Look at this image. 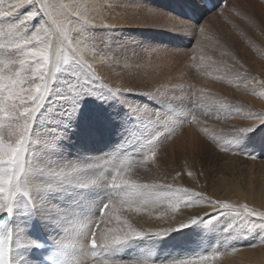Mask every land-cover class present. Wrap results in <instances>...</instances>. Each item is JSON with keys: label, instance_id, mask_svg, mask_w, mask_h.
<instances>
[{"label": "rangeland", "instance_id": "374dc122", "mask_svg": "<svg viewBox=\"0 0 264 264\" xmlns=\"http://www.w3.org/2000/svg\"><path fill=\"white\" fill-rule=\"evenodd\" d=\"M211 1L209 12L201 0H32L0 16L4 83L20 79L25 96L36 84L48 88L35 105L25 99L23 107L36 109L30 120L13 117L0 127L6 142L24 138L18 179L4 194L14 204L13 262L40 264L33 248L47 258L59 245L70 249L71 231L85 232L78 243L99 260L93 234L126 231L125 210L154 213L146 204L187 219L129 241L134 249L200 247L207 239L208 254L235 260L236 251L264 246V0ZM18 2L0 0V12ZM35 7L43 14L21 23ZM39 32L41 39L12 47ZM33 48L47 49L39 71L38 58L24 55ZM71 81L91 89L66 115ZM246 127L254 128L239 132ZM132 184L153 187L129 198L121 189ZM31 219L36 225L27 228ZM42 230L44 240L36 237Z\"/></svg>", "mask_w": 264, "mask_h": 264}, {"label": "snow or ice", "instance_id": "6c2138e0", "mask_svg": "<svg viewBox=\"0 0 264 264\" xmlns=\"http://www.w3.org/2000/svg\"><path fill=\"white\" fill-rule=\"evenodd\" d=\"M32 0H21V2L15 3L13 5H10L8 12H0V16H9L12 14V12L20 8L22 6H26L28 4H31ZM43 14V10L39 7H35L34 10L28 11L23 19L21 20V23L29 22L33 20L37 15ZM203 31V29H201ZM35 39V37H33ZM31 40H25L22 43H16L12 45V47L16 49H23L24 46L31 44ZM0 47H3L0 45ZM24 55L31 56L34 58H38L36 62V69L39 71L41 67V61H43L45 64L48 62V54L47 49H30L28 52L24 53ZM27 63L26 60H20L19 64L21 66L25 65ZM16 76L19 77L20 73L17 72ZM40 79H44V74H40ZM5 77L0 76V127L3 126V122L5 120H11L13 117H17L18 119L22 120H30L32 118V112L36 111L35 108H33L31 111L27 107H23L25 99L30 100L32 104H37L39 101L43 100L44 92L48 91L47 83L45 82L43 86L40 84H36L34 89H28V95L25 96V89L21 86L19 90H16V85L20 84V79H17L15 81H10L8 84L4 83ZM91 89L90 85L84 84L81 85L80 83L76 82L73 83L72 81L68 85V95L66 97H63V99L68 104V108L65 111L66 115H70L72 109L74 108V101H76L81 94L86 93ZM119 93V90H117V93ZM19 102V104L17 103ZM23 108L21 111L20 109ZM132 110V109H131ZM264 122V121H261ZM254 127H246V128H240L239 132L245 133L248 131L253 130ZM25 131H27V127L25 126ZM24 151V138L21 136L20 139H18L14 144L11 142H6L3 135H0V214L7 213L8 216H11L13 211V202L5 198L4 194L6 192H10L14 180L18 179V176L16 175V169L22 167V159L21 154ZM127 185V182H125ZM110 187L118 188L119 185L112 184ZM152 185H139V184H132L130 187L122 188L121 191L124 192L125 196L131 198L136 197L138 199H142L146 194L151 193L150 189L152 188ZM164 187L171 189V185H165ZM24 196H28V193L25 192L23 194ZM198 195V194H194ZM212 207L215 209L217 206L219 209H229L231 206L227 203H223L220 201L211 202ZM29 207H32L30 204H27ZM44 209V208H43ZM46 210V209H44ZM47 211V210H46ZM245 212H248L250 215H256V213H252L249 211L247 206L244 208ZM261 217H264V212L259 213ZM6 221L0 222V227H3ZM197 223V217L193 216L189 220V224H195ZM124 224L127 225V230L119 229V230H110L114 234L111 236L101 234L99 237H97L95 234L92 236V246L95 248L97 244H99L106 252L111 251L112 249L124 245L128 243L129 241H132L134 239H139L142 236L147 235L146 232L138 231L137 229L133 228L130 224H128L127 221H124ZM188 224L180 223L179 228H185ZM122 233V234H120ZM155 235H160L161 233H154ZM10 240H11V233L7 236L0 235V264H9L8 262V253L10 250ZM213 257L203 256L199 259L195 260H174L171 262V264H205V261L208 259H211ZM119 264V262H117ZM138 264H149L148 260H141L138 262Z\"/></svg>", "mask_w": 264, "mask_h": 264}, {"label": "bare ground", "instance_id": "6f19581e", "mask_svg": "<svg viewBox=\"0 0 264 264\" xmlns=\"http://www.w3.org/2000/svg\"><path fill=\"white\" fill-rule=\"evenodd\" d=\"M40 32L38 34V37H37V34L35 36H33V37H35L34 41H36V38L41 39L39 37V35L42 33H40ZM32 39L33 38H29V40H32ZM27 58L31 59L32 57L28 56ZM42 63H44V62L42 61ZM41 72H42V69H41ZM12 81H15V80H12ZM4 82H6V81H4ZM16 87H18V85ZM17 90H19V87L17 88ZM3 126H4V124H3ZM11 199H12V197H11ZM103 201H105V200H103ZM129 207H131V206H129ZM145 208H151L155 212L154 213H147V211L143 210V208L141 206L134 208L133 211H132L133 208L130 210H125L126 212L131 214V215L127 216L128 221L131 223V226L133 228L137 229L138 231L147 233V235H145L143 237L153 238L151 236H155L154 233H158V232H162V231H170L173 228L176 229V227L179 225L178 221H182V220L187 219V218L183 217L179 213V211L174 209V208H172V209L166 208V209H160L159 210V208H160L159 206L156 205L155 207H153L150 204H146ZM11 219H12V226H13L12 227L13 228L12 238H11V242H12L11 246H12L14 235H15L14 234L15 227H14V221H13L14 219H13L12 214H11ZM165 219L172 220V221H165ZM104 221H105V219H104ZM58 233L59 232L57 231L55 233V235L54 234H52V235L55 237L56 242H59L60 244H62L61 243V236L62 235H58ZM84 233H82V231L81 232L78 231V233H74L73 231H71L70 233L67 234V236H71L72 238L75 237V244L73 243V245H71L72 247L70 248V250H71L70 254L74 257L75 261L79 262L80 264H98L99 260L102 258L104 259V264H117V262H119V264H138L139 261L145 260V259L149 261V264H171V262L174 260H195V259H199L200 257H203V256L213 257L211 259L206 260L205 264H264V246L249 249V250L236 251L237 257L235 258V260H231V259H227V258L222 259L220 257H214L213 256L214 252H211L208 254V250L210 249V244H209L207 239L204 240V242L200 245V247H195L194 245H184V247L182 246L178 250L174 249L173 247L166 246L163 244H157V245H153V246H147V247H141L138 249H134V248H136L137 245H135L133 242L132 243H126L124 245L118 246V247L112 249L111 251H107V252L102 248V252H104V254L98 258L99 260H95V259L92 260L91 257H88V256H90V252L85 250L82 247V245L80 246V244L78 243L79 242L78 239H81L82 241L84 239H86V236ZM105 235H107V233ZM108 235L111 236L110 234H108ZM163 235H165V234H163ZM146 239H148V238H146ZM146 241L147 240H145V242ZM43 249H41V251ZM11 250H12L11 255H10L11 264H17V262L16 263L13 262L14 261L13 260V246L11 247ZM130 256H131V258L129 260H127ZM74 259H73V261H74ZM70 261H72V260H70ZM75 261H74V263H75ZM74 263H72V264H74ZM19 264H29V263L26 260H20Z\"/></svg>", "mask_w": 264, "mask_h": 264}]
</instances>
